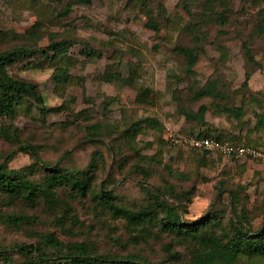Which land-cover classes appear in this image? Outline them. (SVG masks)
<instances>
[{
	"label": "rangeland",
	"instance_id": "1",
	"mask_svg": "<svg viewBox=\"0 0 264 264\" xmlns=\"http://www.w3.org/2000/svg\"><path fill=\"white\" fill-rule=\"evenodd\" d=\"M26 1L0 0V52L64 41L78 60L71 71L78 83L62 88L51 69H25L31 57L8 68L14 78L37 86L48 114L45 121L0 117V164L10 156L9 170L41 181L47 172L42 165L32 167L31 147L44 165H57L65 174L89 171L95 163L96 169L90 170L85 198L68 187L57 189L52 205L0 195V215L23 218L0 222V264H25L38 251L58 257L73 245H82L90 257L191 264L209 240L226 243L234 237V226L249 236L264 226V154L226 158L170 143L158 149L161 138L201 131L247 146L246 128L254 124V113L264 111V39L254 35L264 20V0H91L73 4L68 14L62 12L72 0H63L51 3L61 26L46 28L24 8ZM177 14L184 24L174 32ZM244 43L255 63L247 59ZM85 47L94 60L82 67ZM181 48L196 56L191 70ZM129 63L141 73L139 82L159 93L155 106L135 105V93L122 81L100 78L126 77ZM207 87L215 95L195 98ZM202 106V120L186 117L198 115ZM147 118L163 125L161 136L151 130L133 134ZM94 125L100 126L97 134ZM102 189L112 204L151 211L152 218L133 223L114 216L92 196ZM219 190L224 193L217 197ZM158 203L173 207L184 225L216 220L196 236L167 232ZM23 244L29 248L21 253L17 246Z\"/></svg>",
	"mask_w": 264,
	"mask_h": 264
},
{
	"label": "trees",
	"instance_id": "2",
	"mask_svg": "<svg viewBox=\"0 0 264 264\" xmlns=\"http://www.w3.org/2000/svg\"><path fill=\"white\" fill-rule=\"evenodd\" d=\"M63 0H27L25 9L34 13L37 17L38 25L46 28L48 25L61 26L60 21L54 16V11L51 3H60ZM91 0H72L62 12L68 14L71 12L73 4H88ZM188 12V10H187ZM221 18V17H219ZM222 23H225L222 20ZM171 24L174 26L173 31H181L184 24V18L177 14ZM153 28L158 31L156 23H153ZM254 35L258 39H264V20L257 23L254 27ZM172 40L168 41L172 44ZM70 45L62 42H51L46 48L21 47L0 52V117L16 118L24 117L38 121H45L47 109L44 106V98L38 91L37 86L29 81L14 78L8 71V68L23 58H34L32 61H27L25 69L45 70L51 69V78L56 86L67 88L78 83L76 76L71 74V71L76 68L77 59L71 57L68 53ZM86 50V51H85ZM85 61H82V67H85L91 62L90 51L85 47ZM244 50L247 59L255 63L251 56L248 47L244 43ZM89 51V52H88ZM179 52L187 61V69L191 70L196 62V56L192 49L181 48ZM120 62L119 54L113 59V64ZM111 68V67H110ZM141 73L138 71L134 63H129V70L126 77L120 74H112L100 76L105 81L117 78L122 81L125 86L130 88L135 93L134 104L143 107H153L158 103L159 93L146 88L140 83ZM215 95L212 88L207 87L196 92L195 98L209 97ZM206 107L200 108L198 115L186 114V117L195 120H202ZM36 112V113H35ZM255 122L251 127H247L245 131V139L248 147L264 148V111L254 113ZM91 130L95 134L100 131L99 125H94ZM153 131L158 136L164 132L163 125L159 124L153 118H147L140 121L134 127V135H142L146 131ZM200 137L214 138L222 141L235 143L232 140L211 135L206 131H201ZM10 141L15 142L14 137H8ZM168 143L166 139L158 140V149L162 150ZM171 145V144H170ZM181 147V146H178ZM30 148V149H29ZM26 150V149H25ZM34 159V165H42L45 167L47 175L41 181H30L17 171L9 170L8 162L10 156L7 157L4 163L0 164V195L8 196L12 199H19L28 203L34 204L40 199H43L46 204L52 205L57 201V189L60 187H68L73 193L79 197L85 198L91 192L93 175L90 170L96 169V163L91 164L89 171H74L69 174L62 172L57 165H44L37 153L28 147ZM194 150V149H192ZM197 151V150H194ZM205 154L208 152L202 151ZM234 158V157H233ZM242 170L243 165L239 166ZM224 191L219 190L217 197H220ZM93 198L98 199V202L109 209L114 216H121L133 223H140L152 218L153 213L147 210L132 212L122 207H118L107 201L108 194L105 195V190L92 194ZM157 208L165 214V219L160 221V226L163 230L178 235H191L199 233L209 226L214 225L215 218L202 219L189 225H184L176 210L167 203H158ZM23 219L17 216H2L0 222H19ZM243 228V227H242ZM235 232L234 237L227 239L226 243L216 240H209L210 245L193 254L191 264H264V226L252 236L248 232H244L238 226L233 227ZM49 242L53 245H59L56 240L50 238ZM29 248L27 244L18 245L17 249L23 253ZM86 249L82 245H73L67 249L66 253H62L58 257H51L38 251V258L26 262L25 264H150L149 262H135L129 259L107 258L105 256L90 257L86 255Z\"/></svg>",
	"mask_w": 264,
	"mask_h": 264
},
{
	"label": "built area",
	"instance_id": "3",
	"mask_svg": "<svg viewBox=\"0 0 264 264\" xmlns=\"http://www.w3.org/2000/svg\"><path fill=\"white\" fill-rule=\"evenodd\" d=\"M168 143L173 146H181L197 151H206L222 157H239L247 155L253 158L264 154V148H253L245 145H234L228 141L200 136H175L166 138Z\"/></svg>",
	"mask_w": 264,
	"mask_h": 264
}]
</instances>
